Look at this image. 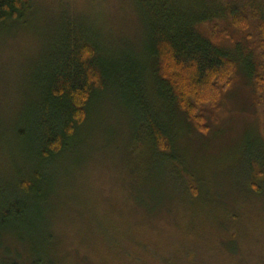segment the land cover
Returning a JSON list of instances; mask_svg holds the SVG:
<instances>
[{
    "label": "rangeland",
    "instance_id": "rangeland-1",
    "mask_svg": "<svg viewBox=\"0 0 264 264\" xmlns=\"http://www.w3.org/2000/svg\"><path fill=\"white\" fill-rule=\"evenodd\" d=\"M224 25L219 46L249 67L246 34ZM87 33L105 66L128 56L141 66L146 36L132 0H30L22 20L0 24V203L22 194L0 224V264H264V136L239 61L218 110H203L204 133L156 81L141 106L116 75L57 155L31 156L49 66L63 38ZM147 120L167 131L168 150ZM32 171L38 192L25 196L17 181Z\"/></svg>",
    "mask_w": 264,
    "mask_h": 264
},
{
    "label": "trees",
    "instance_id": "trees-1",
    "mask_svg": "<svg viewBox=\"0 0 264 264\" xmlns=\"http://www.w3.org/2000/svg\"><path fill=\"white\" fill-rule=\"evenodd\" d=\"M132 2L143 21L146 36L141 66L137 62L142 58L132 56L123 59L116 69L105 66L99 56L101 46L93 34H69L63 38L44 78L42 103L32 117L31 138L35 148L31 156L47 159L57 155L83 124L89 101L116 75L127 92L138 96L140 102L143 88L156 81L164 99L197 131L206 132L203 110L205 107L218 110L222 94L233 83L237 62H241L219 46L230 37L224 22L245 33L255 51L252 65L244 68L240 64L254 89L264 136V0ZM29 5L30 0H0V24L22 20ZM144 125L153 142L168 150L167 131L152 120ZM36 175L32 171L31 176L18 178L19 192L25 196L31 193V188L38 192L32 184ZM12 197L14 200L7 204L16 207L22 194ZM7 204L0 203V224L10 212Z\"/></svg>",
    "mask_w": 264,
    "mask_h": 264
}]
</instances>
